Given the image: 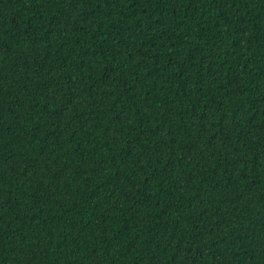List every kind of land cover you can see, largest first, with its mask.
Listing matches in <instances>:
<instances>
[{
    "label": "trees",
    "instance_id": "16d2710c",
    "mask_svg": "<svg viewBox=\"0 0 264 264\" xmlns=\"http://www.w3.org/2000/svg\"><path fill=\"white\" fill-rule=\"evenodd\" d=\"M0 264H264V0H0Z\"/></svg>",
    "mask_w": 264,
    "mask_h": 264
}]
</instances>
